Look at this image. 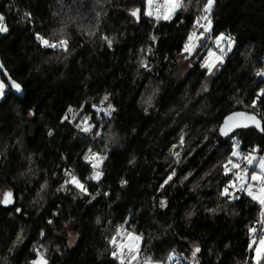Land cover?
Wrapping results in <instances>:
<instances>
[{"label": "trees", "instance_id": "1", "mask_svg": "<svg viewBox=\"0 0 264 264\" xmlns=\"http://www.w3.org/2000/svg\"><path fill=\"white\" fill-rule=\"evenodd\" d=\"M131 3L140 9L136 20L127 10ZM205 3L186 0L171 20L157 21L144 14L145 0H0L9 29L0 34V77L6 84L0 99V191L9 187L15 197L11 208L0 204V264H30L34 249H47L49 264H119L109 240L121 226L142 235L140 253L155 261L173 251L190 261L196 243L198 264H254L248 228L258 226L259 205L245 194L236 201L219 195L231 178L223 174L231 141L218 127L234 110L252 112L251 101L264 87V76L256 75L264 69V0H216L211 36L223 32L235 45L198 95L208 77L199 67L208 41L197 48L200 56L188 74L181 78L179 71L183 44L199 30L194 18ZM62 21L65 34L54 35ZM35 33L49 41L67 39L68 50L42 47ZM101 36L113 40L111 48ZM141 59L150 72L140 67ZM11 80L22 85V95ZM151 89V102L143 103ZM106 93L110 100L103 106L110 102L116 111L111 118L95 115L103 138L82 133L75 124L94 116L88 105L100 106ZM255 112L264 114V104ZM65 115L68 121L62 122ZM237 139L244 154L256 144L264 152V137L254 130L237 133ZM89 148L107 156L98 185L87 179L92 168L83 157ZM65 169L91 195H101L89 203L72 185L58 192ZM173 169L176 176L160 189ZM67 227L77 237L73 247L64 235Z\"/></svg>", "mask_w": 264, "mask_h": 264}, {"label": "snow or ice", "instance_id": "2", "mask_svg": "<svg viewBox=\"0 0 264 264\" xmlns=\"http://www.w3.org/2000/svg\"><path fill=\"white\" fill-rule=\"evenodd\" d=\"M216 0H206V3L203 6L202 14L194 18V29H202V31L197 32L194 30L189 33L187 40L183 44L182 52L187 53L188 56H192L198 47H202L201 41L205 38L206 33H210L213 27V21L211 19V14L213 12L214 5ZM145 15L149 17H155L157 21L163 19L165 21L171 20L176 14L178 9L186 8L187 5H184L181 0H163V9L159 4L154 3V0H145ZM102 7V6H101ZM155 8V11L153 10ZM133 17H139L140 9H134L131 11ZM25 16L30 17V13H25ZM101 12L96 13V24L95 27H99L100 24ZM63 24L54 35H63L66 32L67 23L61 22ZM9 31L6 23L5 17L0 13V34H5ZM88 34L94 36L96 33L92 30V26H89ZM36 40L40 45L46 49H60L63 51L68 50V40L59 39L57 41H49L47 38L42 36L40 33H35ZM102 40L106 42L107 47L111 48L113 40L107 36H101ZM153 41L156 40V37H151ZM215 44L218 51L208 49L207 57L199 64V67L206 69L208 74H212L214 68L225 63V57L228 53L233 52L235 41L230 35H226L221 32L215 37ZM148 52H151L152 49L149 47ZM238 51V49H237ZM140 67L146 71H151L146 60L141 59L139 61ZM2 67V65H0ZM257 76H264V69H260L256 72ZM11 88L14 89L17 93L22 90V85L17 83L15 80L11 81ZM6 84L3 81H0V99L5 97ZM159 89H155V92H158ZM152 97H149L148 103L151 102ZM110 100V94H105L100 101V106L97 104H91L90 106L94 111V116H84L80 123H76L75 127L79 129L82 133L88 134L95 131V137H102L103 134V125L102 122H97L93 124L91 121L95 119V115L103 113L105 116L111 118L113 113L116 111L115 107L109 102L107 107H103L104 103ZM87 103V102H85ZM239 103V101H237ZM264 104V87H260L255 93V98L251 101V107L253 108L252 112H233L230 115L226 116L223 120V123L218 127V133L221 137L227 138L231 141L228 146V156L227 163L223 165V174L227 177L231 174V178L227 179L226 183L223 185L222 189L219 190V195L225 197L230 201H236L240 198L239 194H245L247 197H250L252 201H255L259 205V219L255 221L256 225H259V231L256 226H251L248 228V232L252 235L253 239L249 243V248L254 252L252 260L254 264H264V155L258 154L262 151L259 144L254 145L249 149V151L244 154L240 152V147L242 141L237 139V133L240 136L245 135L248 131H256L264 137V114L258 115L255 112L257 104ZM83 107V106H82ZM68 112H73L71 106L67 109ZM147 111V108L145 109ZM29 116H32L33 113L29 111ZM68 117L65 115L62 118V122H67ZM73 121H75V115H73ZM53 133L49 130L48 135L51 136ZM207 139V137H205ZM109 140L115 142V138L109 136ZM184 140L183 133L180 135V143L182 144ZM175 147V145H173ZM219 147V146H218ZM171 152V149H169ZM179 157V153H174ZM236 157L238 160H233L232 158ZM107 159L106 155H101L99 152H92L91 148L88 149V154L83 157V162L86 165H90L92 168V173L87 177L88 181L96 182L97 185L99 182H102L104 177V172L102 166L104 161ZM258 160V164H257ZM242 164L244 165L242 167ZM256 164L258 171H252L249 174V168ZM64 176L67 177L63 179L60 187L57 191L67 190L68 185L74 186L78 190L81 196L90 197L89 203L92 200L96 199V196L101 195L97 192L95 196L91 195L88 190V187L83 183L75 174L69 170H63ZM190 175V173H189ZM176 176V172L173 169L172 172L167 176L166 179L160 184V189H163L165 185L169 184V181L173 180V177ZM187 179V176L184 177ZM127 180H121V186L127 185ZM43 187H47V182ZM104 196H108V192L103 193ZM0 204L3 206H9L14 204L13 193L8 191L5 193L4 198L0 201ZM167 205L166 200H160V208L163 209ZM209 212L215 213L217 209H209ZM17 214L22 213V209L15 208ZM192 215V213H189ZM49 225L52 224V220H48ZM97 223H100L99 218H97ZM123 226L117 229L115 236H112L109 240V243L114 246V249L111 251V257L114 261H118L119 264H163L162 261H154L151 257L140 258V244L142 241V236L136 235L135 233H127V242L124 240H117V236L121 235ZM40 236L44 237L45 233L40 232ZM22 237H18L17 240L20 241ZM42 247V246H41ZM36 258L30 261V264H49L48 259L46 258L44 251L40 249H34ZM201 249L199 246H194L191 252L193 258L197 257V253H200ZM175 258V252L173 251L167 257L169 261Z\"/></svg>", "mask_w": 264, "mask_h": 264}, {"label": "rangeland", "instance_id": "3", "mask_svg": "<svg viewBox=\"0 0 264 264\" xmlns=\"http://www.w3.org/2000/svg\"><path fill=\"white\" fill-rule=\"evenodd\" d=\"M159 0H154V3H158ZM181 2L185 5L186 3V0H181ZM162 3H163V0H162ZM145 8H146V5H145ZM134 9H137V5L134 4V3H131L130 5L127 6V10L129 12V14L131 15V11L134 10ZM163 9V7H162ZM180 9L177 10V12L179 11ZM176 12V13H177ZM175 16V15H174ZM173 16V17H174ZM131 17L133 19H138L137 17H133L131 15ZM194 30H192L191 32H193ZM197 32L199 31H202V29H199V30H196ZM190 32V33H191ZM217 36V35H216ZM212 37L211 36V32L210 33H206L205 34V38L201 41L202 44H204L206 41H208L209 43V49H212L213 50V47L217 48L216 44H215V37ZM208 52V51H207ZM200 56V53L197 54V53H194L192 56H188L187 53H182L181 54V58H180V63H181V67H180V71H179V77L183 78L185 77L188 72L190 71L193 63H195L197 61V59L199 58ZM207 57V53L205 54V56L203 57V60ZM202 60V62H203ZM1 65V63H0ZM2 67H0L1 69ZM221 69V65H217L216 68H214L213 70V73L212 74H208V77L206 80H204L200 86V88L198 89V95H202L203 93L206 92V90L209 88L210 86V83H211V79L212 77H214ZM257 72V71H256ZM0 81L1 80V77H0ZM13 81V80H11ZM10 81V83H11ZM13 91H15L13 89ZM16 92V91H15ZM153 92V89H151L149 92H145L144 95H143V103H148V99L149 97L151 96L150 94ZM17 93V92H16ZM18 94L22 95L23 94V89L18 92ZM89 116V115H88ZM97 117L100 116V115H96ZM105 116V115H104ZM90 117V116H89ZM92 122V121H91ZM95 120H93V124H94ZM240 152L242 153V151L240 150ZM259 155H264V152L263 153H259ZM233 160H238V158L236 157H233ZM257 164H258V160H257ZM244 165L242 164V167ZM259 169L256 167V164H254L252 167L249 168V174H251L252 171H258ZM8 191H11V189L9 187H4L1 189L0 191V201L2 200L4 194ZM127 233H135L133 231H129V230H126V229H122L121 231V235L117 236V240L120 241V240H124L125 242H127ZM136 235H140L142 236L141 234H138V233H135ZM64 235L68 238V245L70 247H73L75 242H76V239L77 237L75 236L73 230L71 229V227H67L66 230L64 231ZM253 239V237L251 238V240ZM143 240V238H142ZM141 244H142V241H141ZM141 244H140V248H141ZM194 246H198L196 243L193 245ZM254 255V254H253ZM141 253H140V258H141ZM155 261V260H154ZM173 261H178V264H198V256L196 258H191L190 261H185L184 259H182L181 256H179L178 254H175V258L171 261H169L168 259H166L165 261H162L163 264H173L172 262Z\"/></svg>", "mask_w": 264, "mask_h": 264}, {"label": "water", "instance_id": "4", "mask_svg": "<svg viewBox=\"0 0 264 264\" xmlns=\"http://www.w3.org/2000/svg\"><path fill=\"white\" fill-rule=\"evenodd\" d=\"M209 48V46L207 45L206 46V48L203 50V51H205V50H207ZM233 112H249V111H245V110H234V111H232V112H230L229 114H227L226 116H228V115H230L231 113H233ZM225 116V117H226ZM224 117V118H225ZM224 120V119H223ZM222 123H223V121H222ZM221 123V124H222ZM12 192V191H11ZM13 193V192H12ZM5 195V194H4ZM3 198H4V196H3ZM3 198H2V200H3ZM1 200V201H2ZM13 200H14V204H15V197H14V194H13ZM14 204L13 205H9V206H4V207H7V208H11V207H13L14 206ZM2 205V204H1Z\"/></svg>", "mask_w": 264, "mask_h": 264}, {"label": "built area", "instance_id": "5", "mask_svg": "<svg viewBox=\"0 0 264 264\" xmlns=\"http://www.w3.org/2000/svg\"><path fill=\"white\" fill-rule=\"evenodd\" d=\"M156 4H159V5L161 6V9H162V7H163L162 0H159L158 3H156ZM154 10H155V8H154ZM0 13H2L1 10H0ZM2 14H3V13H2ZM213 50H214V51H218L217 48H215V47H213ZM103 107H104V106H103ZM257 229H258V231L260 230V229H259V225L257 226ZM251 238H252V235H251ZM144 257H145V256H142L141 259L144 258ZM172 263H173V264H178V261H173Z\"/></svg>", "mask_w": 264, "mask_h": 264}]
</instances>
